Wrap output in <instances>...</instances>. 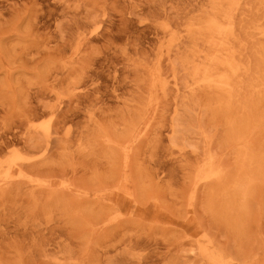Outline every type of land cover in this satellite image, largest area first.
Instances as JSON below:
<instances>
[{
	"label": "rangeland",
	"instance_id": "1",
	"mask_svg": "<svg viewBox=\"0 0 264 264\" xmlns=\"http://www.w3.org/2000/svg\"><path fill=\"white\" fill-rule=\"evenodd\" d=\"M0 264H264V0H0Z\"/></svg>",
	"mask_w": 264,
	"mask_h": 264
},
{
	"label": "bare ground",
	"instance_id": "2",
	"mask_svg": "<svg viewBox=\"0 0 264 264\" xmlns=\"http://www.w3.org/2000/svg\"><path fill=\"white\" fill-rule=\"evenodd\" d=\"M206 2H207V1H206ZM197 4H198V3H197ZM221 6H222V5H221ZM220 8H221V7H220ZM231 15H232V13H231ZM228 24H230V22H229ZM218 27H219V26H218ZM220 27H221V25H220ZM220 31H221V30H220ZM219 33H220V32H219ZM219 40H220V39H219ZM215 57H216V56H215ZM217 57H218V56H217ZM217 57H216V58H217ZM210 58H211V57H210ZM213 58H214V57H213ZM213 60L215 61V59H213ZM208 61H209V60H208ZM211 61H212V60H211ZM217 61H218V60H217ZM209 63H210V61H209ZM212 64H213V62H212ZM162 73H163V72H162ZM194 87H195V86H194ZM60 123H61V122H60ZM30 141H31V140H30ZM211 144H212V143H211ZM43 146H44V145H43ZM111 174H112V173H111ZM112 175H113V174H112ZM205 179H206V178H205ZM216 184H217V183H216ZM200 188H201V187H200ZM237 188H238V187H237ZM197 189H199V188H197ZM240 191H241V190H240ZM241 192H242V191H241ZM242 193H243V192H242ZM244 193H245V192H244ZM230 199H231V198H230ZM192 200H193V199H192ZM241 208H242V207H241ZM195 211H196V210H195ZM215 225H216V224H215ZM210 238H211V237H210ZM242 242H243V241H242ZM200 256H201V257L206 256V251H202L201 254H200ZM208 257H211V256H207V258H208ZM38 258H39V257H38ZM1 259H2V258H1ZM39 259H40V258H39ZM202 259H203V258H201V260H202ZM201 260H200V261H201ZM121 262H122V261H121ZM201 263H202V262H201Z\"/></svg>",
	"mask_w": 264,
	"mask_h": 264
}]
</instances>
